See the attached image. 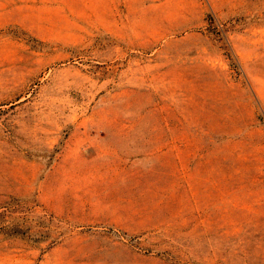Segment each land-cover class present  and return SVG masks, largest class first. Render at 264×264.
Instances as JSON below:
<instances>
[{
    "label": "rangeland",
    "instance_id": "rangeland-1",
    "mask_svg": "<svg viewBox=\"0 0 264 264\" xmlns=\"http://www.w3.org/2000/svg\"><path fill=\"white\" fill-rule=\"evenodd\" d=\"M0 264H264V0H0Z\"/></svg>",
    "mask_w": 264,
    "mask_h": 264
}]
</instances>
